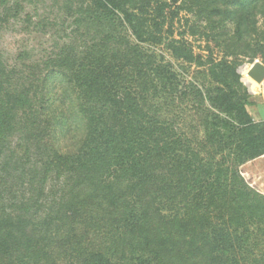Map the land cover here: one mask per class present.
I'll return each instance as SVG.
<instances>
[{"label": "trees", "instance_id": "trees-1", "mask_svg": "<svg viewBox=\"0 0 264 264\" xmlns=\"http://www.w3.org/2000/svg\"><path fill=\"white\" fill-rule=\"evenodd\" d=\"M83 5L45 69L77 101L78 144L75 123L62 151L51 142L44 80L35 94L0 69V264H264V195L241 170L264 157V122L238 72L264 64V0ZM183 11L219 31L222 59L202 63L174 38L167 21ZM146 45L206 66L205 81L182 80Z\"/></svg>", "mask_w": 264, "mask_h": 264}, {"label": "rangeland", "instance_id": "rangeland-1", "mask_svg": "<svg viewBox=\"0 0 264 264\" xmlns=\"http://www.w3.org/2000/svg\"><path fill=\"white\" fill-rule=\"evenodd\" d=\"M82 6L87 8L83 5V0H0V69L3 67L8 73L16 72V85L19 88H31L35 94H38V90L40 94L44 80L42 89L45 90L44 94L50 103L47 115L53 125L51 142L53 141L54 147L60 150L66 147L65 132L71 128L72 123L76 124L73 132V142L76 144L85 134V127L81 117L77 115V101H74V95L67 100L69 88L64 79L52 70L45 69L55 60L56 55L71 46L76 36L74 33L77 22L83 19L79 13ZM169 27L174 31L175 39L188 42L197 57L202 58V63H207L209 57L215 60L225 56L223 47H219L215 39L219 31L215 32L194 14L183 11L176 19L169 15L166 28ZM225 27H228L230 32L231 27ZM86 31L85 26L82 32ZM95 34L96 28H93L91 37ZM145 48L171 63L182 80L194 81L198 85L205 81L202 74L206 72V66H191L178 61L164 47L146 45ZM257 60L264 65L260 59H256L253 62L245 60L239 67L243 68L242 79L245 78L250 83L254 92L258 86L250 74L252 71L263 72L261 66L254 65ZM61 89H65V93ZM42 97L44 96L41 94V99ZM60 97H63V101L58 100ZM36 101L38 103V99ZM193 111L192 104H188L185 115L187 122L193 117ZM18 140L19 138H16L15 142Z\"/></svg>", "mask_w": 264, "mask_h": 264}, {"label": "crops", "instance_id": "crops-1", "mask_svg": "<svg viewBox=\"0 0 264 264\" xmlns=\"http://www.w3.org/2000/svg\"><path fill=\"white\" fill-rule=\"evenodd\" d=\"M254 65L257 64L254 63ZM251 73H255L254 76H258V78L260 77L261 83H256V79H252L258 87L255 92L252 91L251 105L248 107V110L256 122H264V69L262 73H257L256 71H252ZM241 170L249 185L264 195V157L245 164Z\"/></svg>", "mask_w": 264, "mask_h": 264}, {"label": "water", "instance_id": "water-1", "mask_svg": "<svg viewBox=\"0 0 264 264\" xmlns=\"http://www.w3.org/2000/svg\"><path fill=\"white\" fill-rule=\"evenodd\" d=\"M257 65H261L262 66V68L264 69V66L262 65V64H260V63H257V62H255ZM238 72L240 73V74H242L243 73V68H239V70H238ZM255 75V73H251L250 74V76H251V78L253 79H256V82L257 83H261V78L259 77L258 78V76H254ZM242 83L245 85V87H247V89L249 90V93L250 94H252V90H251V85H250V83L246 80V79H242Z\"/></svg>", "mask_w": 264, "mask_h": 264}, {"label": "built area", "instance_id": "built-area-1", "mask_svg": "<svg viewBox=\"0 0 264 264\" xmlns=\"http://www.w3.org/2000/svg\"><path fill=\"white\" fill-rule=\"evenodd\" d=\"M256 62H257V63H260V61H258V60H257Z\"/></svg>", "mask_w": 264, "mask_h": 264}]
</instances>
